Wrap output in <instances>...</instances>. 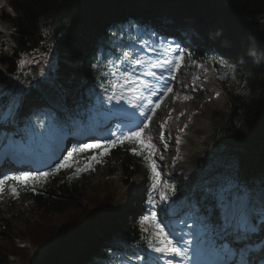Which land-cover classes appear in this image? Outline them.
Listing matches in <instances>:
<instances>
[{"label":"trees","instance_id":"obj_1","mask_svg":"<svg viewBox=\"0 0 264 264\" xmlns=\"http://www.w3.org/2000/svg\"><path fill=\"white\" fill-rule=\"evenodd\" d=\"M164 2L166 0H7L8 8L0 11V23L11 32L9 40L3 38L0 49L3 94L0 104L5 105L16 81L33 85L31 71L40 65L42 73L50 75L66 91L64 102L72 109L74 95L71 91L74 90L80 99L78 102H83L88 99L94 78H99L94 58L99 59L101 53H109L112 49H115L112 52V58H115L121 50L129 49L126 46L129 41L143 40L151 33L157 38L179 37L185 25L178 23L176 17L183 14L190 23L198 26L202 19L200 3L211 18L223 15L226 28L221 32L222 36H217L218 40H213V35H204L200 39L189 33V42L195 47L190 50L193 57L203 62L212 61L217 76L222 79L228 68L226 63L234 64L238 56L243 55L249 70L239 82L248 83L251 74V78H255L251 79V96L246 98L239 89L231 94L227 112L216 119L211 135L214 145L198 159L193 175L185 177L182 171L174 169L171 175L174 191L177 196L192 200L215 166L229 160L238 163L242 181L260 187L264 184V48L247 56V52L239 50L238 44L227 41L225 35L236 36L240 31L247 35L248 31L240 27V20H244L248 27L255 26L254 30L264 38V21L251 22L264 18V0H223L224 11L211 0H177L179 11L171 19L164 16L161 6ZM231 12L238 18L233 21L235 27L227 23L226 14ZM219 39H226L225 44L220 45ZM237 41L245 43L246 40L238 37ZM36 54L44 59L31 65L25 62ZM105 70L101 65V72ZM80 78L84 84L79 82ZM34 87L28 88V96L40 98L41 92ZM132 147L134 145L125 143L108 150L119 168L120 182L127 188L128 199L138 186L136 176H142L147 184L152 183L149 162L143 156L135 155ZM74 159L80 165L89 162L88 156L82 153H77ZM87 171L81 172L76 181L54 173L39 182L29 181L18 190L20 198L30 197L35 209L43 215L39 216L38 222L27 223L20 235L26 236L38 253L30 258L25 249L14 245V249L0 256V264L10 263L9 256H21L20 252H25L27 261L24 264H115L122 257L121 252L138 253L134 244L146 247L143 237L147 233L137 222L136 207L132 211L134 225H129L121 212L110 214L108 211L117 199L116 188L109 190L106 186L109 193L98 206L81 203V184L91 173ZM66 213L69 220L62 225L46 218ZM8 217L0 208V235L14 240L16 237L10 234Z\"/></svg>","mask_w":264,"mask_h":264},{"label":"snow or ice","instance_id":"obj_2","mask_svg":"<svg viewBox=\"0 0 264 264\" xmlns=\"http://www.w3.org/2000/svg\"><path fill=\"white\" fill-rule=\"evenodd\" d=\"M141 43L145 47L138 51L121 50L118 56L112 58L115 51L112 49L109 53H101L99 59L94 58L95 71L100 75L94 78L95 83L89 89L88 105L82 109L78 107L75 115L71 109L46 114L48 124L55 127L62 144L67 136L82 135L94 127L107 125L113 119L121 120L127 130L115 139H105L103 144L72 147L59 163H56L59 160L57 153L62 155L64 150L62 146H53L39 160L50 168L49 160L55 164L51 172L37 170L17 177L4 175L0 178V192L9 179L39 182L61 169L70 168L77 153L104 149L100 152V156H104L109 149L127 143L134 145L131 151L135 155L143 156L149 162L152 174L147 198L149 207L139 221L140 225L151 222L155 228L150 233L147 228L142 229L148 233L143 237L145 251L155 254L148 256L146 264H264V256L259 260L252 258L253 253L264 252V240L253 242L254 237L264 232V184L255 187L242 181L236 161H223L215 166L196 190L198 196L189 201L182 220L163 223L164 218L158 216L157 209L165 211L162 205L169 204L176 193L160 188L161 171L154 158L157 144L144 138V133L164 98L173 92V73L181 67L183 50L179 45L175 48L169 45L164 51L172 58L164 56L160 59L157 56L153 59L150 53L158 50L147 41ZM101 65L106 69L103 72ZM31 86L21 84L24 91ZM197 90L193 87V91ZM22 101L23 94L13 96L6 107L0 105V157L37 160L38 155L33 150V133L35 129L45 127V122L38 117L19 119ZM160 127L159 140L164 142V123ZM167 146L165 142L164 147ZM158 158L162 160L163 156ZM89 159L97 161L98 158L93 155ZM79 171L81 169H77ZM12 191L15 193L16 188L13 187Z\"/></svg>","mask_w":264,"mask_h":264},{"label":"rangeland","instance_id":"obj_3","mask_svg":"<svg viewBox=\"0 0 264 264\" xmlns=\"http://www.w3.org/2000/svg\"><path fill=\"white\" fill-rule=\"evenodd\" d=\"M177 0H166V2L162 3L161 6L164 10V16L166 18H173L175 17L174 14L179 11ZM219 4V9L221 11L225 10V5L223 4V0H211ZM7 0H0V11L2 9H7ZM176 2V3H175ZM139 8L143 5H137ZM199 14L201 15L202 19L199 21L198 26H195V24L189 23V20L183 15L178 14L176 17V20L178 23H187L188 27L186 29H191V35H196L198 38H203L204 35H213V40H218L217 36H222L221 32L225 31L226 25L223 23V15H220L219 17L214 18L210 17L204 9L202 8V5L199 3ZM228 17V25L231 27H235L236 23H233L234 20H238L237 16L234 15L233 12L226 14ZM254 23H262L264 21V18H259L254 20ZM240 27H244L248 33L245 35L244 32H237L236 36L234 35H225L227 37V41H230L232 44H238L237 47L240 48L239 50L247 52V56L254 55L259 50H262L264 48V38L261 36L260 33H258L256 30H254V27H248L244 20H240ZM9 27V26H8ZM257 29V27H256ZM10 30L7 27H3L2 31H0V44L4 42L3 37L5 39H10ZM184 34V33H183ZM182 34V35H183ZM232 37V38H231ZM241 37L245 41L239 42L237 41V38ZM220 40V39H219ZM148 44H151L155 49L158 51L156 53H150V55L153 56V59H155L156 54L159 56L160 53H162V50L168 49L169 45L166 44L163 39H156V37H152L148 40H146ZM225 40L219 42V44H225ZM218 44V43H217ZM220 44V45H221ZM178 44L175 46L171 45L173 48H175ZM145 45L139 44L137 46V50L144 48ZM179 47L182 48V45L179 44ZM228 47H226V52ZM231 53H234L232 51ZM230 54V53H229ZM44 57L41 55L36 54V56H33L29 60L25 61L28 62L30 65L32 62H39V60ZM238 61L234 64H228L226 63L225 66H228L226 70L224 71V74L222 76V79L218 78L215 71L214 66L212 62H208L207 64H202L199 61H194L187 52L183 51V59L182 62L191 69L190 71H183L184 77H179L177 79L178 83H181V88L178 94L174 95V101L173 104L170 106V103H168V99L166 100L165 106L166 110L169 113L173 112V106L174 103L177 101H185L182 104V109H184L183 120L185 121V124L190 122L188 125L186 124V129H184L183 132L179 130L180 127L179 123L176 122V120L172 121V124L170 127H168V133H167V140L171 142L170 145L167 146V148L164 147V143L159 140L157 131H159L158 124L159 119H155L152 124L154 132H152L153 136L149 134L144 133V138L146 139H152L154 143L157 144V155L154 157L157 159V163L159 165V170L161 171V189L166 190L168 192L173 191V183L170 180V175L174 172V169H177L178 171H182L183 175L188 177L190 176L193 171L195 170L196 163L198 159L202 156H204L207 153V150L211 148L213 145V142L211 140V135L213 134V131L215 129V125L217 122V118H222L223 114L227 112V106L228 103L231 101V94H235V92L239 89V91H242V94L246 96H251V79L254 80L255 77H252V74L249 75V82H239L241 78H245L249 68H247L245 62V59L243 55L238 56ZM228 62V61H225ZM195 68L199 69L195 70ZM210 70L211 74L207 71ZM1 70V69H0ZM33 77L35 86L42 92L43 97H45V101L42 102L43 105L39 106V113L38 116H33V109L23 107L19 109V119H36L37 117L43 119L44 115L46 113V110L52 109L54 111L59 110L63 107V101L59 98V95H64L65 91L59 88L55 85L54 79L48 77L47 75H44L42 73V67L40 65H36L32 71H31ZM213 75V76H212ZM190 76H194L197 80H193L195 84L201 82V88L198 90L200 93V90L204 92L203 99L201 102H198V98L193 96L192 101L191 99L187 98L191 96L192 94L188 95L190 92V89L187 87V82H189ZM215 77V78H214ZM202 78V79H201ZM80 83H83V79H78ZM205 81L210 85H204ZM215 82V84H214ZM21 84H24L22 81H17L13 85L14 91H16V88L20 94H25L26 91L21 87ZM214 92H222L218 100H211L212 97L210 96L211 93H207L209 89H213L214 87H218ZM1 88V86H0ZM221 88V89H220ZM1 94V93H0ZM59 94V95H58ZM208 94V95H207ZM243 95V96H244ZM195 97V98H194ZM186 98V99H184ZM195 100L197 102L196 105H194L192 102ZM41 103V104H42ZM200 103V104H199ZM32 106L34 104H31ZM88 105V103L83 104V106H79L80 108H83L84 106ZM199 105V106H198ZM90 106V105H89ZM170 106V107H169ZM34 107V106H33ZM127 108H131V105H125ZM229 107V106H228ZM199 108V109H197ZM190 112H187L190 110ZM28 113H27V111ZM24 111V113H23ZM192 112V118L191 121H188L189 117L188 115ZM181 115V113H180ZM182 116V115H181ZM51 127L49 124L46 125L43 128H37L35 129L34 135H37L38 137L42 138L43 132ZM209 127V128H208ZM107 129H100L94 127L92 131L86 132L82 135H73L71 137L66 138L64 148H62L63 154L59 155V160H56V163H59L60 160L63 159L64 155H67L66 150V143L67 140L76 141L78 143H81V137L84 135H100L103 139V143L105 142V139L111 138L115 139L116 136H118L122 131L119 129L120 126H116L115 122H111L107 127ZM176 129L180 131L178 135H171V132L173 129ZM53 129L56 131L55 127ZM151 131V130H150ZM156 131V132H155ZM57 132V131H56ZM148 133V131L146 132ZM159 133V132H158ZM151 136V137H150ZM79 138V139H78ZM155 138V139H154ZM82 144H79V146ZM159 146V147H158ZM40 146L33 142V149H38ZM70 150L72 147H69ZM163 156V159H159V156ZM166 155V156H165ZM97 156V161H93L91 163V167H88L89 164L85 165L86 168H90L91 173H89V179L85 180L81 186H82V199L81 203L98 206L101 203L102 198L106 197L109 193L110 189H117V199L113 203V205L109 208L110 214L120 213L123 217V219L129 224L134 225V217L132 215L133 207L139 204L140 201V191L138 189H135L134 191V197L136 200L135 202H131L127 198V188L121 184L120 182V171L119 168L115 165L116 162L112 158H110L109 155H104L103 157ZM167 161V163H166ZM149 166V165H148ZM55 167V164H52L51 168H45L39 171H46L51 172L52 168ZM82 168V167H81ZM80 166H74V160L72 163V166L67 169H61L57 174L61 175L63 174L65 178L76 181L79 176L81 175L82 169ZM10 173L6 174H0V178H2L4 175H8L10 177H17V176H23L25 173L32 174L33 172H27L26 169H23L22 174L18 175L19 170L17 168H13ZM77 169H81V171L77 172ZM151 172V169H149ZM3 172V171H2ZM20 173V172H19ZM135 181L138 183V185L143 186L144 185V178L142 176H136ZM14 182L16 183H22L25 182L23 180H13L9 179L5 182L3 191L0 192V208L4 211L5 216L8 217V225L10 229H12V236L18 238V239H11V237L6 235H0V256L5 255L9 250L14 249V245L19 246L20 248H23L26 250L27 255L30 256V258H33L37 253L38 250H35L34 247L29 246V240L26 239V236H20L21 231L25 229L26 224L29 222H38L39 216H43L39 210H36L33 205V200L30 197L26 198H19L17 189L14 193L12 191V188L14 186ZM108 184V185H107ZM108 186L109 190H106L105 187ZM16 188V187H15ZM102 189V190H101ZM169 204H171V207H169ZM169 204L162 205V208L168 212V210L172 213L171 214V220L170 221H164L163 223H169V222H175L176 220H182L184 218L185 212L188 210V204L184 200H177L176 198H173L169 202ZM149 205L148 202H145L144 207L141 208V211L138 212L139 206H137L136 215L139 218H136L137 220H141L143 215L147 214V209ZM159 209H157L158 216H162L163 212ZM138 212V214H137ZM141 214V215H140ZM143 214V215H142ZM45 218V217H44ZM47 219H54V223L56 225H62L67 220H69L68 213L66 214H54V215H48L46 216ZM138 222V221H137ZM139 223V222H138ZM140 225V223H139ZM143 228H147L148 232H152L155 230L154 225L151 222H147L144 225H140ZM179 231V229H177ZM1 234V233H0ZM20 236V237H19ZM21 256H9V262L7 264H24L26 260L25 252L19 253ZM152 255V254H150ZM155 255V254H153ZM142 261V260H141ZM136 261H125L122 260L121 264H133ZM142 264L144 262L142 261Z\"/></svg>","mask_w":264,"mask_h":264},{"label":"bare ground","instance_id":"obj_4","mask_svg":"<svg viewBox=\"0 0 264 264\" xmlns=\"http://www.w3.org/2000/svg\"><path fill=\"white\" fill-rule=\"evenodd\" d=\"M195 70H198L199 71V69H197V68H195ZM202 79V78H201ZM193 80H197L194 76H190V79H189V82H187V87L190 89V92L188 93V95H190V94H192L191 96H189V97H187V98H189V99H191V101H192V97L193 96H195V97H197L198 99L197 100H199L198 102H201V100L205 97H203V95H204V92L202 91V90H200V93L198 92V90L201 88V82H199V83H197V84H195L194 82H193ZM214 84H215V82H214ZM181 83H178V82H175V86L177 87V93L176 94H178L179 93V91H180V88H181ZM204 85H208V86H210L206 81H205V84ZM193 87H195L196 89H198L197 91H193ZM218 88V90H219V86L218 87H214L213 89H209V91H207V93H211L212 92V94H210V96L212 95V96H214L215 94L214 93H216V92H214L216 89ZM221 89V88H220ZM208 95V94H207ZM194 97V98H195ZM203 97V98H202ZM219 97L220 96H218L217 97V99L216 100H218L219 99ZM174 95L173 96H170V98L168 99V103H170V106L173 104V101H174ZM184 99H186V98H184ZM185 101H182V99L180 100V101H177V102H175L174 103V106H173V112L172 113H169L166 109H164L162 112H159V116H160V119H159V123H164V126H166L167 128L168 127H170L171 126V124H172V121L173 120H176V122L177 123H179V126L178 127H180V125H182L185 121L183 120V118L185 117V116H181L180 115V113H182V112H184V109H182V104L184 103ZM194 105H196L197 104V102H195V100L192 102ZM200 104V103H199ZM40 105H43V103L42 104H40ZM169 106V107H170ZM199 106V105H198ZM197 109H199V108H197ZM191 111V109L190 110H188L187 112H190ZM27 113H28V111H27ZM188 117H191L190 115H188ZM186 118V117H185ZM184 118V119H185ZM156 119V118H155ZM161 121V122H160ZM159 123L158 124H156V125H159ZM154 124V123H153ZM153 124H149V128L145 131V133L148 131V133L147 134H149V135H151V136H153V134H152V132H154V128H153ZM154 127H156V126H154ZM209 128V127H208ZM169 129V128H168ZM175 129V128H174ZM151 130V131H150ZM156 132V131H155ZM150 136V137H151ZM79 139V138H78ZM155 139V138H154ZM152 140V139H151ZM53 141H57L56 140V137H54L53 138ZM170 144H171V142H170ZM169 144V145H170ZM159 147V146H158ZM166 156V155H165ZM166 163H167V161H166ZM0 170H1V167H0ZM18 175H21L20 173H18ZM108 185V184H107ZM102 190V189H101ZM83 194V193H82ZM260 236L261 237H264V232H262L259 236H257V237H254L253 238V242L254 243H256V242H259L260 241ZM252 258H253V256H252Z\"/></svg>","mask_w":264,"mask_h":264}]
</instances>
